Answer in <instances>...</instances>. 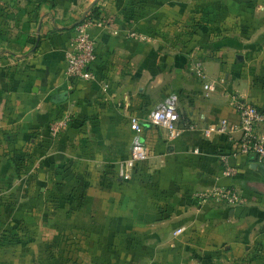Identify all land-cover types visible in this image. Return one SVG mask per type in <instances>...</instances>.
Listing matches in <instances>:
<instances>
[{
	"label": "crops",
	"instance_id": "1",
	"mask_svg": "<svg viewBox=\"0 0 264 264\" xmlns=\"http://www.w3.org/2000/svg\"><path fill=\"white\" fill-rule=\"evenodd\" d=\"M93 8L94 77L69 80L63 53ZM234 96L264 111V0H0V233L18 222L27 237L0 264H264V162L228 156L223 176L225 136L202 134L238 120ZM167 97L173 138L147 122ZM131 115L146 157L122 181ZM212 185L243 203L192 198Z\"/></svg>",
	"mask_w": 264,
	"mask_h": 264
},
{
	"label": "built area",
	"instance_id": "2",
	"mask_svg": "<svg viewBox=\"0 0 264 264\" xmlns=\"http://www.w3.org/2000/svg\"><path fill=\"white\" fill-rule=\"evenodd\" d=\"M94 25H101V21L85 18L73 29L74 34L63 53V73L69 80H91L94 77L90 66L95 58V41L88 33V28ZM128 36L132 39L139 38L135 31H130ZM212 90L211 82L202 85L204 96H207ZM231 106L238 118L236 122L220 118L202 131L204 136H208L211 132L225 136L229 152L227 154L218 153L223 176H231L234 172V168L227 162L228 156L253 154L257 161L264 162V136L256 130V126H264V111L236 96L232 98ZM179 119L174 99L167 97L154 105L147 117V122L150 126L163 128L167 137L173 138L180 131ZM66 121L67 118L63 116L53 121L48 127L49 135H56L60 129L66 126ZM127 125L131 132L128 154L116 165V175L122 181H128L136 163L143 161L146 157L145 144L141 139L142 126L138 119L133 115L129 116ZM192 198L199 203L211 201L228 207L241 205L244 200L235 188L221 185H212L206 189L195 191L192 193ZM180 231L181 228H178L175 233Z\"/></svg>",
	"mask_w": 264,
	"mask_h": 264
},
{
	"label": "rangeland",
	"instance_id": "3",
	"mask_svg": "<svg viewBox=\"0 0 264 264\" xmlns=\"http://www.w3.org/2000/svg\"><path fill=\"white\" fill-rule=\"evenodd\" d=\"M114 1V0H113ZM17 155L13 154V161H14V174H20L21 171V162H20V155L19 152ZM16 219H22L19 215H16ZM16 220V221H18ZM14 223V221H13ZM9 228V227H8ZM11 228V226H10ZM26 231L23 230L22 223L16 222L14 226L11 229H8L6 233H0V247L7 249L6 251H0V253L5 254V253H13L14 256L19 254L18 248L15 246L16 242H20L27 240L26 239ZM3 250V249H0ZM24 253V251H23Z\"/></svg>",
	"mask_w": 264,
	"mask_h": 264
},
{
	"label": "trees",
	"instance_id": "4",
	"mask_svg": "<svg viewBox=\"0 0 264 264\" xmlns=\"http://www.w3.org/2000/svg\"><path fill=\"white\" fill-rule=\"evenodd\" d=\"M85 18L98 19L97 9H96V8L90 9L89 12L86 13V14L82 17V19H81L80 21L84 20ZM80 21H77L76 23H74V25H73L72 27L74 28L75 25H76L77 23H79Z\"/></svg>",
	"mask_w": 264,
	"mask_h": 264
},
{
	"label": "water",
	"instance_id": "5",
	"mask_svg": "<svg viewBox=\"0 0 264 264\" xmlns=\"http://www.w3.org/2000/svg\"><path fill=\"white\" fill-rule=\"evenodd\" d=\"M65 95H66L65 92L58 93V94L54 95V97L52 98V101H54V102L61 101L64 99Z\"/></svg>",
	"mask_w": 264,
	"mask_h": 264
}]
</instances>
